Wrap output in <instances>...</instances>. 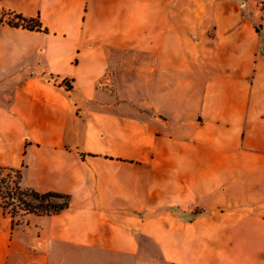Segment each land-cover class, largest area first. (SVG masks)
I'll use <instances>...</instances> for the list:
<instances>
[{
  "label": "crops",
  "instance_id": "crops-1",
  "mask_svg": "<svg viewBox=\"0 0 264 264\" xmlns=\"http://www.w3.org/2000/svg\"><path fill=\"white\" fill-rule=\"evenodd\" d=\"M0 9L48 29L0 27V167L70 196L0 264H264V0Z\"/></svg>",
  "mask_w": 264,
  "mask_h": 264
},
{
  "label": "trees",
  "instance_id": "trees-1",
  "mask_svg": "<svg viewBox=\"0 0 264 264\" xmlns=\"http://www.w3.org/2000/svg\"><path fill=\"white\" fill-rule=\"evenodd\" d=\"M0 27L8 25L30 31L48 32L39 18H28L11 10L2 9ZM260 33V26L257 27ZM70 88V86H67ZM22 171L0 167V215L11 218L13 226L20 225L22 219L29 214L50 216L61 213L70 206V196L59 192L40 193L22 186Z\"/></svg>",
  "mask_w": 264,
  "mask_h": 264
},
{
  "label": "rangeland",
  "instance_id": "rangeland-1",
  "mask_svg": "<svg viewBox=\"0 0 264 264\" xmlns=\"http://www.w3.org/2000/svg\"><path fill=\"white\" fill-rule=\"evenodd\" d=\"M2 9H0V15H2ZM17 219L19 220V219H23V217L21 216V215H19V216H17Z\"/></svg>",
  "mask_w": 264,
  "mask_h": 264
}]
</instances>
